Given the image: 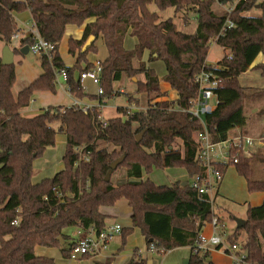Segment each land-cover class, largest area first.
Returning <instances> with one entry per match:
<instances>
[{
    "label": "trees",
    "instance_id": "obj_1",
    "mask_svg": "<svg viewBox=\"0 0 264 264\" xmlns=\"http://www.w3.org/2000/svg\"><path fill=\"white\" fill-rule=\"evenodd\" d=\"M235 3L230 15L235 26L218 38L228 17L219 6ZM151 5L162 11L174 8L176 13H195L196 32L180 31L173 18L162 20ZM255 8L262 11V16L246 15ZM26 10H30L40 35L56 49L51 58H41L43 72L17 96L13 93L15 64L4 65L0 56V264H55L50 258L38 256L36 248L62 247L60 238L68 239L64 232L68 228L105 229L107 217L100 208L114 206L120 199L130 203L133 226L141 229L148 245L154 243L164 252L189 246V264H214L209 252L195 253L194 249L216 212L189 183L183 185L203 172L196 159L197 137L203 127L180 109H188L190 101L198 96L195 77L203 69L212 68L207 59L211 42L218 38L217 43L233 58L228 59L226 54L220 62L223 69L217 72L222 81L215 89L218 104L205 112L204 118L212 141L228 139L237 128L244 132L248 121L244 101L264 95V87L248 93L239 81L258 55L264 54V0H0V39L6 44L20 32L14 13ZM70 25H85L83 37L71 38L68 43L70 54L77 57L73 67L59 52ZM128 34L138 40L133 50L124 46ZM90 36L95 41L83 52ZM100 38L108 50L101 61L102 99L113 96L115 82L129 79L135 84L129 102L141 104L137 96L145 94L147 110L129 114L120 107L116 117L107 119V127L76 107L62 113L61 106H49L36 116H23L21 110L31 104L36 92L57 93L56 76L62 69L69 74L67 84L73 96L94 99L80 87L75 75L93 68L87 56L98 51L96 42ZM30 40L31 34L22 47ZM20 48H13L15 55ZM146 52L149 61L165 64L163 80L177 92L174 102L161 100L166 93L157 73L143 61ZM253 69L264 73V65ZM141 74L144 80L139 79ZM144 131L137 141V135ZM58 133L66 136L63 169L53 177L33 182L35 161L56 145ZM82 146L90 152V160L76 167L77 148ZM123 155L118 169H126L127 181L115 186L112 180L106 182L105 176L110 164ZM257 157L259 154H254L236 165L222 166L223 176L234 167L249 192L264 193V179L254 178L252 161ZM153 168L183 169L188 179L170 186L157 185L151 178L144 179ZM17 219L18 225H13ZM221 223L225 228L222 219ZM132 230L123 229L124 239ZM240 230L246 233L242 243L246 263L264 264V199L260 205H248L246 223L236 227L229 236L231 242H239ZM63 254L70 256V249ZM128 264H147V260L136 254Z\"/></svg>",
    "mask_w": 264,
    "mask_h": 264
},
{
    "label": "built area",
    "instance_id": "obj_2",
    "mask_svg": "<svg viewBox=\"0 0 264 264\" xmlns=\"http://www.w3.org/2000/svg\"><path fill=\"white\" fill-rule=\"evenodd\" d=\"M221 5L228 12V17L218 38L235 26L230 15L236 3L230 6ZM17 38L18 35L14 36L13 39ZM218 38L213 40V42H217ZM28 47L29 52L41 58H51L56 49V45L42 37L38 29L31 32V40ZM226 54L228 59L233 58L229 52ZM221 61L215 66L212 65V68L203 69L195 77V81L199 85V94L190 101L188 109H180L182 112H188L192 119L199 120L203 127L197 137L199 147L196 156L197 163L201 166L203 172L193 175L189 180V185L197 191L200 197L207 198L213 210H215L216 205V192L224 177L220 168L222 166L236 165L242 158L252 157L257 148L256 139L243 133L233 134L226 140L212 141L211 139L204 114L207 111L213 110L218 104L215 89H217L222 81L221 75L217 72L223 69V66L220 65ZM102 70V62L98 60L95 62L93 68L84 70L79 74L78 81L84 92L88 91L86 81H90L96 87L95 98L93 100L87 98L80 99L73 96L67 84L69 79L67 70L62 69L57 73L56 81L58 87L70 98V104L61 106L62 113H66L68 108L76 107L83 113L92 115L94 122L99 121L102 127H107L108 120L103 115L106 101L102 99L104 95V89L101 86ZM211 100L215 101V105H212ZM126 109L129 114L146 111L136 105H131ZM122 118L123 120L127 119V115H124ZM77 153L78 160L75 163L76 167H80L82 163L90 160V152L86 151L85 146L78 147ZM18 223L19 220L17 219L13 222V225H18ZM209 224L212 226V233L210 235H206L204 232L200 233L196 241L195 253H210L214 249L220 250L230 257L231 264H247V253L243 249L242 243L231 242L229 240L231 234L228 232L227 227L224 228L222 225L220 217L214 216ZM122 231L123 226L118 222L106 226L103 230H98L94 226L87 229L80 228L77 232V238L70 248V257L72 259H79L85 256L95 257L105 254L109 249L112 239L121 235ZM149 246L148 250L156 256L164 252L158 249L154 243Z\"/></svg>",
    "mask_w": 264,
    "mask_h": 264
},
{
    "label": "rangeland",
    "instance_id": "obj_3",
    "mask_svg": "<svg viewBox=\"0 0 264 264\" xmlns=\"http://www.w3.org/2000/svg\"><path fill=\"white\" fill-rule=\"evenodd\" d=\"M261 1V0H259ZM219 8L224 7L222 5ZM150 9L154 12L160 13L162 20L173 18L177 27L182 30L184 33L191 32V29L187 26H184V21L182 19V15H184V19L187 21L188 17L191 13L182 14L183 12L176 13L174 8L167 9L165 11L159 10L155 5H151ZM247 16L251 17H260L262 16V11L258 8H255L246 13ZM195 20V16L193 21ZM194 23V22H193ZM194 25V24H193ZM10 47L20 48V43L17 40H12L9 43ZM6 43L0 39V53L2 51ZM66 41H62L61 43V51L63 53V57L68 55L65 52ZM106 48H104L105 50ZM227 50L221 47L217 42H211L210 51L208 55L207 62L210 65H217L219 61H221L226 55ZM101 56V55H100ZM104 56V52L103 55ZM98 61V60H97ZM258 63H264V54L258 55L255 59L253 65ZM15 67L20 69L18 72L20 85L24 84L23 81L28 75L33 74H41L43 71L41 65V57L34 55L29 52L28 54H23L20 50L18 54L15 55ZM240 84L242 87L246 88L248 93L253 92L257 89H262L264 87V74L261 70L250 68L248 71L243 73L240 76ZM18 82L14 85V90H16L18 86ZM128 84H131V81L128 80ZM124 87V86H123ZM126 88V87H125ZM127 90V88H126ZM58 86H57V95L54 93L48 92V96L41 99L34 94L31 104L27 107L28 111H32V109H43L47 108L45 106L55 104L59 105L65 100V102H69L70 98L67 97ZM117 92V91H116ZM127 92V91H126ZM115 93V92H114ZM132 94V93H130ZM141 97V94L138 95ZM64 102V103H65ZM107 109L105 110V115L107 116H115L118 114L116 107L118 105H123L127 103V96L120 95L117 97L108 98L106 100ZM212 105H215V101L211 100ZM244 107L246 116L248 118L247 125L244 128L243 134H247L254 139H256V151L254 154H259V157L255 158L252 161L253 170H254V178L256 179H264V161L261 157H264V95L258 97H248L244 101ZM106 108V107H105ZM33 113V112H30ZM57 127V125H54ZM234 134H238L237 130L233 131ZM66 144V136L63 133H58L56 145L49 147L45 154L38 158L35 163V175L33 178V182H39L43 178H48L54 176L56 173L63 169V154ZM253 154V155H254ZM178 171H184L175 169V168H153L150 173V177H153L155 182L159 185H171L178 181ZM127 173L124 168L117 169L112 175V183L117 186L125 183L127 180ZM182 177L181 179H184ZM224 193L221 194L217 198L216 194V205L215 211L221 215L223 220L225 221V225L230 234L235 232L237 227L236 219H247V210L248 205L256 203L260 198V195L253 194L247 190L246 181L243 177H241L234 167L228 169L225 173L224 180L222 182ZM68 230V229H67ZM70 231V230H69ZM239 242L244 243L246 240V233L244 230H240L239 232ZM190 248L188 247H178L163 253H160L155 259L156 264H185V260L190 257Z\"/></svg>",
    "mask_w": 264,
    "mask_h": 264
},
{
    "label": "crops",
    "instance_id": "obj_4",
    "mask_svg": "<svg viewBox=\"0 0 264 264\" xmlns=\"http://www.w3.org/2000/svg\"><path fill=\"white\" fill-rule=\"evenodd\" d=\"M158 14H159L160 18L162 19L161 14L160 13H158ZM182 14H184V12ZM14 16H15L16 21H17L19 28H20L18 38L14 39V40H17L20 43L19 47H21L20 48V50H21L25 46H28V44H27V45L22 47L21 44H22L23 40L25 38H27L28 35H30L33 30H35L37 28L35 26V23H34V20H33V17H32L30 10H26L23 12H16V13H14ZM182 16H183L182 19L184 21V26H187L191 29V32H189L187 34H194L196 32L197 26H198L196 14L191 12V15L188 17L187 21L184 19V15H182ZM194 16H195V20L193 21ZM84 30H85V25L80 26V27L70 25L66 29V33H65V36H64L62 41H66L67 49L65 48V52L67 53V50H68V55L66 57H63V53L61 51V43L62 42L60 43V46H59V52H60L64 62L67 65H70L73 67L77 62V57L70 54V52H69V48H68L69 40L71 38H74L77 40L81 39L84 35ZM180 31H182V30H180ZM137 44H138L137 38H135L129 34L126 36V38L124 40V46L126 49L133 50V49H135ZM96 47H97L98 51L97 52H90L87 56L88 62H90L92 64H95V62L97 60L102 61L108 56V50H107V48H106V46H105V44L101 38L99 40H97ZM104 48H106V49L104 50ZM103 52H104V56H102ZM0 56H1V53H0ZM148 56H149V53L146 52L144 55L143 61L146 62L148 68L153 69L157 73V75L160 79V87H161L162 91L166 93V96L163 97L161 100H167L170 102H174L177 99V92L171 87V85L169 83H167L163 80L164 76L167 73V69H166L165 64L160 60L149 61ZM260 64L264 65V63H258L256 65H260ZM256 65H253L251 68H253ZM85 66H86V63L83 62L82 67L84 68ZM19 70L20 69L17 67V70H16L17 81H16V83L18 82V79H19V75H18ZM261 71L263 73V70H261ZM79 74H80L79 72L76 73V75H75L76 79L79 78ZM40 75L41 74H39V75H37V74L28 75L23 81V83L24 82L25 83L22 85H20V82H18V86H17L16 90L13 89L14 95L17 96V94L21 90L28 87ZM139 79L144 80V75L143 74L139 75ZM128 80L129 79H123L122 81L114 83L113 87H114L115 93L113 94L112 97H117L120 95H126L127 96V103L123 104V105H118L116 107V110H118V108H120V107L128 108L131 105H136V106L140 107L142 110H144V109L147 110L149 105L146 101L147 99H146L145 94H141V97L137 96L141 104H137L136 101H132L131 103L129 102V94L130 93L133 94L135 92V84L133 82H131V84H128L127 83ZM86 86L88 87V91L86 92V94L88 96H93L95 98L96 87L90 81H86ZM125 87L127 88V90ZM62 92L65 94L64 91H62ZM57 93H56V95H57ZM35 94L37 97H39L41 99L50 95V94H48V92H36ZM64 102H65V100H63V102L59 105L51 104V105H47L45 107L64 106V105H68V103H69V102H65V103ZM105 107L103 109V115L107 119L116 117L118 115V114L115 116L105 115L106 114L105 110L107 109V106H105ZM45 109L46 108H43V109L40 108L38 110L32 109V111H28L27 107H25L21 110V113L23 116L33 117V116H36V115L42 113ZM30 112H33V113H30ZM136 113H139V112H136ZM235 130H237L239 133H243L241 131V129H239V128H237ZM64 151H65V149H64ZM63 167H64V165H63ZM230 168H232V167H230ZM179 170H182V169H179ZM176 174H178V178H179L178 181H185L186 179H188L185 171H181V172L178 171V173H176ZM184 176H185V178L181 179ZM123 177H125V179H126L125 175ZM147 178H151V180L155 182L154 178L150 177V174H146L144 176V179H147ZM189 180H190V178L188 179V181ZM223 180H224V177H223ZM223 180H222V182H223ZM188 181H185V182H188ZM222 182H221V184L218 187L217 192H216L217 198L221 194L224 193ZM157 185H159V184H157ZM255 194L260 195V198L258 199V201L256 203L251 204L252 206L260 205L264 199V193H255ZM100 211L102 214H104L107 217V220H106L107 226L112 224V223L118 222L123 226L124 230L129 229V228L133 229L132 232L125 239H124L123 233H121V235L114 237L112 239V241L110 242L108 251L105 254L95 256V257L85 256V257H81L79 259H72L70 256H65L63 254V250H69L71 248L72 244L74 243L75 239L77 238V232L80 229V227H77V226L72 227V228H68V230L66 229L64 231L65 234L68 236V239H66V240L61 239L62 247L38 246L36 248V254L40 257H46V258L52 259L55 264H98V263L99 264H128L137 254L138 256L146 259L147 264H156L155 259H157L158 255L156 256L148 250L150 246L148 245V240H147L146 236L143 235L140 228L133 226V222H132L133 209H132L130 203L126 199H120L114 206H102L100 208ZM215 212H216V215L218 217H220V219L223 220L221 215L218 214L217 211H215ZM202 232H204L206 235H210L212 233V226L210 224H207L204 227ZM185 247L190 248V250L192 251L191 247H189V246H185ZM190 254H191V252H190ZM210 259L214 264H231L230 257L220 250L214 249V250L210 251ZM187 260H189V259H186L185 261H187Z\"/></svg>",
    "mask_w": 264,
    "mask_h": 264
},
{
    "label": "water",
    "instance_id": "obj_5",
    "mask_svg": "<svg viewBox=\"0 0 264 264\" xmlns=\"http://www.w3.org/2000/svg\"><path fill=\"white\" fill-rule=\"evenodd\" d=\"M94 41H95V37L94 36H90L88 38V40L86 41V43L84 44V46L82 48V51L83 52L86 51L91 46V44ZM21 52L23 54H28L29 53V47L25 46L24 48L21 49ZM1 58H2V63L4 65H11V64L15 63V52L10 47V45L6 44V46L4 47V49L2 51ZM144 134H145V131L140 133L139 135H137V137H136L137 141H140ZM124 159H125V156L123 155L120 158L114 160L110 164V168H109V170L107 172V175L105 176V181L106 182H110L111 181L113 172L118 169V167L123 163ZM187 184H188V182H184L183 183V185H187ZM236 222H237V227L241 228V227H244V225L246 223V220H244V219H236ZM61 239L62 238H60V240ZM185 264H189V260L185 261Z\"/></svg>",
    "mask_w": 264,
    "mask_h": 264
}]
</instances>
